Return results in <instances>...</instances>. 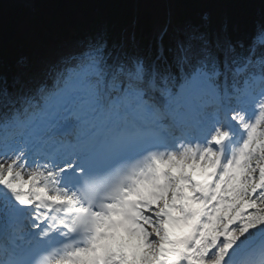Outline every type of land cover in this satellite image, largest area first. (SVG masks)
Segmentation results:
<instances>
[{
	"label": "snow or ice",
	"instance_id": "1",
	"mask_svg": "<svg viewBox=\"0 0 264 264\" xmlns=\"http://www.w3.org/2000/svg\"><path fill=\"white\" fill-rule=\"evenodd\" d=\"M136 28L154 58L100 34L55 91L0 87V264H264V21ZM69 118L87 133L25 134Z\"/></svg>",
	"mask_w": 264,
	"mask_h": 264
},
{
	"label": "trees",
	"instance_id": "2",
	"mask_svg": "<svg viewBox=\"0 0 264 264\" xmlns=\"http://www.w3.org/2000/svg\"><path fill=\"white\" fill-rule=\"evenodd\" d=\"M36 17H32L20 0H0V70L9 76L18 68L16 62L35 45L31 30L42 41L62 38L77 39L83 34L93 36L107 32L110 40H117L124 29L125 41L132 32L126 27L132 19V0H33ZM176 16L185 22H197L205 13L214 20L227 19L234 26L233 37L244 41L264 21V0H171ZM163 0H140L137 20L146 17L163 23ZM85 29L87 32H85ZM102 31V32H101ZM139 49L155 51V33L136 28ZM11 73V74H10Z\"/></svg>",
	"mask_w": 264,
	"mask_h": 264
},
{
	"label": "rangeland",
	"instance_id": "3",
	"mask_svg": "<svg viewBox=\"0 0 264 264\" xmlns=\"http://www.w3.org/2000/svg\"><path fill=\"white\" fill-rule=\"evenodd\" d=\"M58 43L60 44V43H63V41L62 40H58ZM58 44V45H59ZM52 48H50L51 50L53 49V48H55L54 46H51ZM56 48H58V46L56 47ZM59 55H60V53H59ZM59 55H57V59L58 60H61L62 59V57H58ZM43 67L45 68L44 70H48L49 69V64H43Z\"/></svg>",
	"mask_w": 264,
	"mask_h": 264
},
{
	"label": "bare ground",
	"instance_id": "4",
	"mask_svg": "<svg viewBox=\"0 0 264 264\" xmlns=\"http://www.w3.org/2000/svg\"><path fill=\"white\" fill-rule=\"evenodd\" d=\"M62 48H64V45L61 46V45L59 44V48H58V49L62 50ZM58 49H57V50H58Z\"/></svg>",
	"mask_w": 264,
	"mask_h": 264
}]
</instances>
